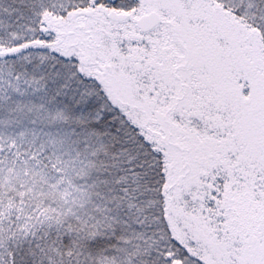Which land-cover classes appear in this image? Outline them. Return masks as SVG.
Returning <instances> with one entry per match:
<instances>
[{
	"label": "snow or ice",
	"instance_id": "snow-or-ice-1",
	"mask_svg": "<svg viewBox=\"0 0 264 264\" xmlns=\"http://www.w3.org/2000/svg\"><path fill=\"white\" fill-rule=\"evenodd\" d=\"M0 264H264V0H0Z\"/></svg>",
	"mask_w": 264,
	"mask_h": 264
}]
</instances>
